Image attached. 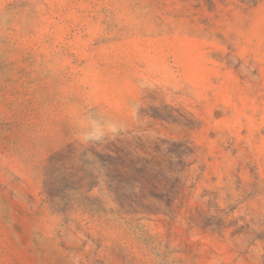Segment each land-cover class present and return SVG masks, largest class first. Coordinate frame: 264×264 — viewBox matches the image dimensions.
Listing matches in <instances>:
<instances>
[{
  "label": "rangeland",
  "instance_id": "374dc122",
  "mask_svg": "<svg viewBox=\"0 0 264 264\" xmlns=\"http://www.w3.org/2000/svg\"><path fill=\"white\" fill-rule=\"evenodd\" d=\"M0 264H264V0H0Z\"/></svg>",
  "mask_w": 264,
  "mask_h": 264
}]
</instances>
